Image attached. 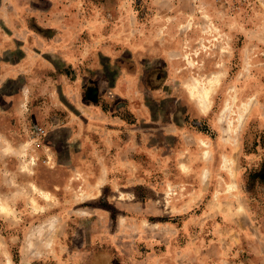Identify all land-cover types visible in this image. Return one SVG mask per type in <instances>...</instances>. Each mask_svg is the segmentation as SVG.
<instances>
[{"label": "rangeland", "instance_id": "1", "mask_svg": "<svg viewBox=\"0 0 264 264\" xmlns=\"http://www.w3.org/2000/svg\"><path fill=\"white\" fill-rule=\"evenodd\" d=\"M0 43L40 197H0V264H264V0H0ZM81 102L135 124L132 157L81 168Z\"/></svg>", "mask_w": 264, "mask_h": 264}, {"label": "crops", "instance_id": "2", "mask_svg": "<svg viewBox=\"0 0 264 264\" xmlns=\"http://www.w3.org/2000/svg\"><path fill=\"white\" fill-rule=\"evenodd\" d=\"M176 17L179 22L175 25L166 24V29L170 30V27H175L178 31L180 30V14ZM194 28L195 27H192L191 30H194ZM2 46L3 45L0 43V47ZM4 61L5 58L0 59L1 65H8V63ZM10 78V75H0V197L1 200L7 199L17 202L21 199L20 196H22V194L27 193V198L32 195L34 200L36 199L40 202V197L36 196L35 192L31 191L30 188L24 184L25 181L23 180V177H25L27 178V182H30L31 179L33 183H36V178L34 176L30 177V174H24L19 166V156L22 154V148H24L22 147L23 133L21 128H25L27 123L23 121L22 118L24 117V108L21 106L19 100L15 99L16 95L13 97V92L5 87L7 85V80ZM79 93H81V91ZM75 108L80 110V112L85 114L89 119L85 120L83 117L80 123H78L73 119L74 114H72L70 119L64 122L63 129L68 138L66 140L68 145H76L82 148L83 153H81V157L79 158L82 165L81 168L89 172V169L92 167L91 162L97 157L104 161H107L110 157L116 158L115 155L120 153H116V150H114L113 154H111V149L114 146L116 148L121 147V150L126 156L129 155L132 157V150H136L137 146L134 141L136 133H133L136 128L135 124L132 123L127 125L125 121L117 119L116 116L106 114L100 106L81 102L80 105H76ZM71 109V111H74L73 108ZM94 115L96 116L95 119H91ZM122 124H126L124 125V131H126L124 135L126 136L119 137V132L123 126ZM159 127L162 130H166L164 134H169L170 128H180L179 131L173 132V134L177 136L180 135V156H183L186 152L199 154V142L203 133L194 128V126L188 124L184 120L180 121V125L167 120L159 123ZM54 138V136L49 135L51 143L55 142ZM148 138L151 140L152 136ZM148 144L151 145V141L148 142L147 145ZM145 149L146 152H149L147 146ZM49 155L52 156V161L56 159V153L53 152L51 154V152H49ZM61 159V157L57 158V160ZM44 162H47V160ZM58 165H60V162ZM102 172L103 171H100L101 175L103 174ZM16 202L13 204L17 206Z\"/></svg>", "mask_w": 264, "mask_h": 264}, {"label": "bare ground", "instance_id": "3", "mask_svg": "<svg viewBox=\"0 0 264 264\" xmlns=\"http://www.w3.org/2000/svg\"><path fill=\"white\" fill-rule=\"evenodd\" d=\"M198 86L197 85H194L192 88H191V91H190V93L191 94H193L192 92H194L195 90H198V92H199V94H201L202 95V97L204 98L203 100H201V102H203V105L200 107V108H202L203 107V110H205V109H207V99H208V95H209V89L206 87V88H204L202 91L199 89V88H197ZM209 87V86H208ZM211 87V86H210ZM192 89H194V91H192ZM201 91V92H200ZM197 93V92H196ZM194 95V94H193ZM196 95V94H195ZM202 99V98H201ZM206 102V103H205ZM199 104V103H198ZM45 196V195H44ZM46 197V196H45ZM10 211V210H9Z\"/></svg>", "mask_w": 264, "mask_h": 264}]
</instances>
